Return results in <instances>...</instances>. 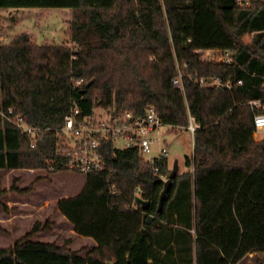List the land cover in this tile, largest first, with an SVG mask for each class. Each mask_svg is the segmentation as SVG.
Instances as JSON below:
<instances>
[{
    "label": "trees",
    "instance_id": "1",
    "mask_svg": "<svg viewBox=\"0 0 264 264\" xmlns=\"http://www.w3.org/2000/svg\"><path fill=\"white\" fill-rule=\"evenodd\" d=\"M248 1L0 0V8L71 10V46L33 44L26 32L0 44V109L53 129L31 147L0 116V170L46 173L12 189L29 191L49 172L67 169V157L55 153L61 133L54 129L73 106L82 115L96 108L143 115L151 107L165 125L185 129L190 116L199 125L192 156L160 210L168 159L150 164L137 147L106 142L104 170L88 173L77 194L57 201L73 230L95 245L82 255L69 240H32L51 227L49 219L37 221L0 246V264H238L264 251V136L254 137L246 103L260 96L264 78V0ZM212 50L230 52L232 62H215ZM213 77L235 85H200ZM137 189L149 201L146 210L134 202Z\"/></svg>",
    "mask_w": 264,
    "mask_h": 264
},
{
    "label": "rangeland",
    "instance_id": "2",
    "mask_svg": "<svg viewBox=\"0 0 264 264\" xmlns=\"http://www.w3.org/2000/svg\"><path fill=\"white\" fill-rule=\"evenodd\" d=\"M70 19V8H0V44L10 43L15 36L26 32L33 44L71 46ZM251 36L252 33L244 36L243 41L248 42ZM95 112L100 113V108H96ZM159 132L167 145L170 168L176 160L178 172L183 171L185 156H192L193 153L191 133L184 128L173 131L165 125ZM257 135L254 136L261 137ZM30 174L24 170H0V189H6L0 195V246L12 245L16 239L30 231L35 222L43 224L49 219L50 230L30 236V239L54 241L58 244L69 240L68 247L72 250L79 249L84 255L95 245L94 242L78 235L57 209L60 198L73 196L80 191L84 175L68 169L51 171L47 178L35 182L29 191L12 189V186L23 188L37 175L46 173L39 170ZM238 264H264V251L249 253Z\"/></svg>",
    "mask_w": 264,
    "mask_h": 264
},
{
    "label": "built area",
    "instance_id": "3",
    "mask_svg": "<svg viewBox=\"0 0 264 264\" xmlns=\"http://www.w3.org/2000/svg\"><path fill=\"white\" fill-rule=\"evenodd\" d=\"M237 3L248 5V0H236ZM210 56L218 63H231V54L224 50H212ZM173 82L178 83L179 78ZM81 80H79L80 82ZM201 86H214L231 89L235 83L224 81L220 77L200 78ZM242 80H237L236 84H241ZM260 96L246 101L253 112V135L264 136V78L260 83ZM100 113L94 111L91 115H82V111L73 106L64 118L62 127L58 130L61 137L57 141L55 153L67 157L65 166L68 170L78 172L84 177L90 172H100L104 170L105 164L101 154L104 143L112 142L116 148L125 149L137 147L139 154L145 162L154 163L159 158H167V145L162 138L160 128L164 126L161 118L153 108L149 107L145 114L137 115L132 109H122L113 113L100 108ZM0 116L17 127L23 134L31 140V147L36 144L37 138L42 133H49L53 129L40 127L28 123L21 114L14 113L12 108L0 109ZM173 131L178 129L172 125H165ZM199 125L190 116L189 124L186 126L192 137ZM257 138L256 136H254ZM53 168L51 167L50 170ZM158 167L154 166V172L158 173ZM136 195H140L137 189Z\"/></svg>",
    "mask_w": 264,
    "mask_h": 264
},
{
    "label": "water",
    "instance_id": "4",
    "mask_svg": "<svg viewBox=\"0 0 264 264\" xmlns=\"http://www.w3.org/2000/svg\"><path fill=\"white\" fill-rule=\"evenodd\" d=\"M90 83L91 82H89L87 85H89ZM178 170H179V165H178V162L175 160L173 162V165H172V168H171V171H170L168 177L164 181L163 189L160 192L157 210L161 209L164 196H165L166 192L168 191L169 187L171 186L172 178L178 173ZM134 202L136 204H139L141 209H143V210H146L149 207V201L144 199L140 195H135ZM151 220H152V216L150 215V216H148L146 222L149 223ZM108 264H111V262H109Z\"/></svg>",
    "mask_w": 264,
    "mask_h": 264
},
{
    "label": "crops",
    "instance_id": "5",
    "mask_svg": "<svg viewBox=\"0 0 264 264\" xmlns=\"http://www.w3.org/2000/svg\"><path fill=\"white\" fill-rule=\"evenodd\" d=\"M180 167H182V166H180ZM184 170H185V168H184ZM85 178V177H84ZM85 182V179L84 180H82V185H81V188H82V186H83V183ZM81 190V189H80Z\"/></svg>",
    "mask_w": 264,
    "mask_h": 264
}]
</instances>
